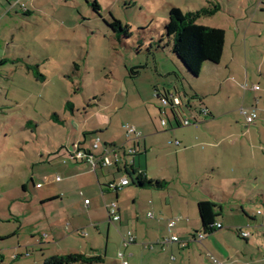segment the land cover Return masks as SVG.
<instances>
[{
  "label": "crops",
  "instance_id": "crops-1",
  "mask_svg": "<svg viewBox=\"0 0 264 264\" xmlns=\"http://www.w3.org/2000/svg\"><path fill=\"white\" fill-rule=\"evenodd\" d=\"M34 1L28 2V11L23 12L24 14L34 12ZM2 6L0 4V11ZM258 6H262L261 10L264 11V0H259ZM9 7L5 11L6 16L15 8L11 4ZM2 15L3 13L0 14V25L3 26L7 18ZM233 16L226 20V27H210L224 31L223 56L227 41L231 44L229 66L225 69L229 77L225 80L221 81L217 77L223 56L218 65L205 64L199 75L193 77L181 64L178 56L166 49L160 53L169 57L168 64L154 62L157 78L152 81V85L149 84L145 95L139 92V97L132 98L135 104L134 113L124 109L126 112L120 113L121 118L117 123L113 124V119L105 117L99 119L92 128L75 124L72 118L75 115L74 109L71 110L70 121L57 118L62 127L71 131L68 134L71 144L68 142V145L54 147L47 156L43 154V149L39 151V158L43 161L37 165L47 163L51 167L56 162L64 174L63 177L56 176L59 180L51 175L43 177L48 185L61 184L62 187L57 186L59 193L38 197V207L42 211V218L39 220H46L47 228L42 234H33L41 237L40 244L55 248L53 255H96L103 258V264H121L122 261L127 264H212L211 257L221 264H244V258L236 256L227 242L235 241L236 238L247 244L250 242L248 239L252 234L245 230L249 226L242 219V216L248 218L245 203H253L251 194L258 192L252 185L264 188V91L255 95L260 92L252 89L255 85L247 88L250 81V73L246 67L248 58L246 49L242 50L240 46V20ZM231 27L236 29L229 35L228 30ZM2 34L5 35L4 30ZM4 39L2 35L0 42L9 46ZM151 46L152 43L149 47ZM10 61L13 66L19 62L17 59L0 58V67H5ZM242 62L245 66L240 69ZM235 64L239 67L236 70ZM135 69L129 70L130 78ZM207 70L211 76H207ZM232 73L242 74V79L239 76L237 79L244 81V85L239 86L236 83L239 89L245 91L239 114L243 108L248 113L255 112L257 116L249 126L241 114L232 116L230 112H234L236 107H230V96H224V92L228 91L226 83ZM136 74L141 76L139 72ZM184 82L189 90L185 88ZM130 88L125 79L121 89L124 90L126 100L132 97ZM117 92L120 93L117 96L121 97V91ZM162 95L169 98L176 96L181 100L179 119L187 120L189 124H177L170 107L165 108V119L161 117L158 96ZM193 96L197 99H193ZM116 109L121 112L123 108ZM202 110H206L207 114L201 113ZM162 121H165L164 126ZM29 123L33 122L28 121ZM126 124L134 126L141 133L137 142L127 138L123 129ZM96 137L100 138L102 147L92 154L94 157H107L111 162L110 166L98 164L93 168L86 162L70 159L69 153L73 150V145L80 144L83 150H90L93 142L90 141V147H86L87 139ZM132 147L136 154L130 156L127 151ZM124 176L128 179L127 186L116 191L107 189L110 183L118 185ZM137 176H142L145 181L164 182L165 185L162 188H138L135 185ZM30 180L36 189L43 188L42 184H34L32 178ZM72 184L79 188L78 197L82 201L77 197L64 199L61 190L69 189ZM131 185L135 188H130ZM21 188L26 195L27 185L21 183ZM259 192V197H264V189ZM85 200L89 203L85 204ZM201 201H210L218 206L215 210L218 218L212 233L203 232L197 210ZM111 203L117 205L120 217L118 222L109 221L108 207ZM224 204L228 205V212ZM149 213L152 217H148ZM226 217L238 218L240 222L235 223L238 225L234 228L235 232L218 233L223 229L222 220ZM172 221L174 225L169 227ZM217 225L221 227L216 228ZM255 225L252 228L257 231L258 227ZM128 232H131L134 241L124 246L123 241ZM240 233H246L248 237L241 238ZM75 236L87 238L88 244L76 241ZM172 236L183 241L185 246L180 243H171L168 246L157 243ZM110 243L118 247L117 255L114 254L115 251L109 254ZM119 253L122 254L121 259L118 257Z\"/></svg>",
  "mask_w": 264,
  "mask_h": 264
},
{
  "label": "rangeland",
  "instance_id": "rangeland-1",
  "mask_svg": "<svg viewBox=\"0 0 264 264\" xmlns=\"http://www.w3.org/2000/svg\"><path fill=\"white\" fill-rule=\"evenodd\" d=\"M87 1L91 3L93 0ZM209 1L97 0L101 7L100 15H97L85 0H35L34 12L26 15L18 0H0L3 4L2 16H6L9 4L15 6L6 16L4 28L0 25V39L3 35L9 45L0 42V58L19 61L14 66L10 61L5 67H0V264H44L54 254L53 246L40 244L41 237L33 236L44 233L47 228L46 220H39L42 211L38 207V197L59 193L57 186L62 187L61 184L48 185L43 177L51 175L56 178L64 174L56 162L51 167L47 163L37 165L43 161L39 158V151L43 149V154L47 156L54 147L68 145V142L71 144L68 141L71 131L52 116L55 114L70 121L71 110L74 109L72 118L75 124L92 128L105 117L113 119V124L117 123L120 113L126 112L124 109L134 113L132 98L139 97V92L145 95L149 84L152 85L157 78L154 62L165 64L169 58L160 53L162 50L156 51V43L164 32L172 7L184 13L217 4L219 11L198 22L209 27H226V20L232 15L234 19H239L242 26L239 27L240 46L242 50L246 49V67L250 73L247 88L257 86L260 92L255 95L264 91V11L262 6H258L259 0ZM26 4L27 8L30 3ZM111 17L119 20L123 27L130 28L131 37L122 39L121 45L105 24L111 21ZM233 29L236 27L228 30L229 35ZM229 46L231 44L227 41L217 75L221 81L229 77L225 70L229 66ZM26 65L37 66L36 72L44 80L39 75L34 76ZM244 66L242 62L240 69ZM237 67L235 64V70ZM131 68L136 69L130 78L128 73ZM209 70L206 71L207 76H211ZM137 72L141 73L140 77ZM238 76L242 79V74H233L229 78L226 83L228 91L224 92V96H230V107H236L234 112H230L234 117L240 116L241 99L245 94L236 84L244 85L243 80L237 79ZM125 79L131 87L132 97L129 100L121 89ZM192 80L190 82L194 83ZM184 86L189 90L186 82ZM118 90L121 97L117 96L120 94ZM118 107L123 108L121 112L116 109ZM161 117L165 119L163 115ZM28 121L33 123L28 124ZM90 141L94 143L95 138H88L86 147H90ZM99 146L102 147V142ZM31 178L34 184L40 183L43 188L33 187ZM21 183L27 185L26 195L22 193ZM251 187L258 192L251 194L253 203H245L248 218L242 216L249 226L245 230L252 234L248 239L250 242L247 244L236 238L227 243L236 256L244 258V264H264V197L258 195L264 188ZM61 191L64 199L81 198L75 184ZM223 206L228 212V205ZM222 222L223 229L218 233L235 232L234 228L238 226L235 223L240 220L226 217ZM254 224L258 227L257 231L252 228ZM75 240L88 244L87 238L75 236ZM112 251L117 255L118 247L114 243L109 245V254Z\"/></svg>",
  "mask_w": 264,
  "mask_h": 264
},
{
  "label": "trees",
  "instance_id": "trees-1",
  "mask_svg": "<svg viewBox=\"0 0 264 264\" xmlns=\"http://www.w3.org/2000/svg\"><path fill=\"white\" fill-rule=\"evenodd\" d=\"M87 3L88 1L85 0ZM93 13L100 15L101 7L97 0L88 3ZM211 4V3H210ZM20 7V6H19ZM21 8V7H20ZM27 12L28 9H22ZM217 11L219 6L212 4V7H201L195 12H182L177 8L172 7L167 16V22L164 26V32L158 42L156 43V50H170V52L180 59L187 71L193 77H197L203 65H218L223 56L224 47V31L217 28H210L199 25L198 22L203 17H211ZM108 29L114 34L115 40L121 45L122 39L130 38L129 27H123L119 20L111 17V21L105 23ZM32 74L39 75L36 72L37 66L28 67ZM40 76V75H39ZM44 80L43 76H40ZM167 102L168 107L177 124L182 125L180 121V110L182 108L181 100L179 106H174L172 100L167 95H162ZM176 97V96H175ZM193 99H197L193 96ZM68 106L72 104L67 103ZM53 119L58 118L57 115L52 116ZM75 146H72V149ZM79 149L82 147L77 145ZM86 151V150H84ZM89 152V151H86ZM135 185L138 188H162L165 183L157 181H145L142 176L135 178ZM218 209L214 203L210 201H201L197 205L199 219L205 234L213 232V225L218 218L215 210ZM103 258L96 255L83 254H67V255H53L44 261V264H103Z\"/></svg>",
  "mask_w": 264,
  "mask_h": 264
},
{
  "label": "built area",
  "instance_id": "built-area-1",
  "mask_svg": "<svg viewBox=\"0 0 264 264\" xmlns=\"http://www.w3.org/2000/svg\"><path fill=\"white\" fill-rule=\"evenodd\" d=\"M24 1V2H21ZM32 0H19L18 3L20 4L21 9H26V3L31 2ZM245 88V87H244ZM252 89L254 91H258L259 88L257 86H253ZM160 104H161V109H160V114L161 116L165 115V108L168 107V102L164 97L158 96ZM170 100H172V103L174 106H179L180 104V100L178 97L172 96L171 98H169ZM201 113H203L204 115L207 114L206 110H202ZM240 114L242 116H244L245 118V122L246 125L249 126L251 124L254 123V121L256 120L257 116L255 114V112H247L245 109L241 108L240 109ZM162 126L165 125V121L161 122ZM189 124V122L186 120L184 122H182V125H187ZM123 129L125 130L126 136L127 138H129L131 141L133 142H137L140 138H141V133L139 131H137V129L129 124H126L123 126ZM99 143H100V138L96 137L94 143H92L91 145V149L90 150H86L89 152L84 151L83 149H79V147L75 146L73 148V150L69 153L70 154V159L73 161H80V162H86L88 164H90L93 168L100 164L102 166H110L111 162L110 160L105 157V156H100V157H94L92 152H96L99 150ZM178 144V143H177ZM127 153L130 156H133L136 154V150L134 147H132L131 149H129L127 151ZM56 180H59V178H56ZM128 185V179L126 176L122 177L119 184L116 185L114 183H110L107 185V189L110 191H116L117 189L127 186ZM39 187V186H38ZM85 204H88L89 201L85 200L84 202ZM108 216H109V221L110 222H118L120 217L117 211V205L115 203H111L108 207ZM148 217H152V214L149 213ZM174 225V222H170L169 223V227H172ZM220 225H217L216 228H220ZM241 238H247L248 234L246 233H240ZM202 238V235L199 236V239ZM134 241V237L132 236L131 232H128L127 234V238L123 241L124 246L133 243ZM158 244L162 245V246H168L171 243H180L181 246H185V243L183 241H181L180 239H178L175 236L169 237V238H164L161 241L157 242ZM151 247V246H150ZM118 257L121 259L122 258V254L119 253ZM211 259V263L212 264H221L220 262H218L216 259H214L213 257L210 258ZM121 264H127L126 262L122 261Z\"/></svg>",
  "mask_w": 264,
  "mask_h": 264
}]
</instances>
